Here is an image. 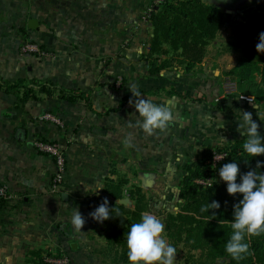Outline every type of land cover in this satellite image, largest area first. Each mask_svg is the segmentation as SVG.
Segmentation results:
<instances>
[{
  "label": "crops",
  "instance_id": "0c3cea01",
  "mask_svg": "<svg viewBox=\"0 0 264 264\" xmlns=\"http://www.w3.org/2000/svg\"><path fill=\"white\" fill-rule=\"evenodd\" d=\"M151 1L0 0V78L48 79L84 91L89 101L70 102L54 95L19 102L14 94L0 90V181L11 190L10 204L20 199L27 206L39 203L38 231L46 228L43 223L49 225V239L38 234L30 250L59 246L75 264L114 263L113 252L106 250L114 220L91 224L84 219L82 232L71 223L73 209L83 218L88 216L92 210L81 201L94 200L106 178L117 177L109 174L110 168L127 179L118 203L133 209L127 190L140 186L148 201L146 212L152 204L159 215L176 212L171 202L179 201L178 185L186 173L182 166L198 158L207 146L234 136L247 140L238 129L240 114L251 112L264 136V101L247 103L233 95L220 96L222 77L235 66L237 55L219 47V42L230 39L226 19L192 70L172 66L149 71L146 54L153 31L141 15ZM23 40L38 43L50 55H21ZM164 58L160 55L158 60ZM109 73L113 78L122 75L125 81L119 86L108 79ZM132 86L148 93L124 99L132 95ZM139 98L171 108L175 119L165 131L158 129L151 136L143 132L137 123L139 113L130 103ZM119 104V109L108 111ZM45 113L59 123L41 119ZM19 129L23 136L16 135ZM37 139L55 142L62 150L65 173L59 193L49 190L54 160L35 150ZM140 173L149 185L142 183ZM53 222L62 223L53 229ZM120 223L127 226V217ZM96 224L103 227L97 229Z\"/></svg>",
  "mask_w": 264,
  "mask_h": 264
},
{
  "label": "trees",
  "instance_id": "16d2710c",
  "mask_svg": "<svg viewBox=\"0 0 264 264\" xmlns=\"http://www.w3.org/2000/svg\"><path fill=\"white\" fill-rule=\"evenodd\" d=\"M223 22L222 7L217 2L177 0L159 6L150 16L153 35L149 40L146 54L150 65L149 71L155 73L172 66H182L185 72H189L203 59L208 44L216 37ZM247 30L248 43L231 41L223 48L225 51L237 53L236 64L228 74L235 77L238 83L259 76V83H256V89L251 93L254 100L259 103L264 101V53H258L256 45L259 42V34L264 32V20L251 21L247 25ZM160 55H165V58L158 60ZM0 90L14 94L19 102L28 99L41 100L43 96L54 95L58 99L70 102L77 99L88 101V95L84 91L67 89L48 79L18 78L7 81L0 78ZM131 97L135 96L126 95L124 99ZM120 107L121 104L108 111ZM245 142L246 139L239 138L216 150L207 146L198 158L182 166L186 173L178 185L179 208L178 211L165 215L164 225L168 243L175 248L181 245V248L187 250L186 260L190 264H216L218 260H222L223 264H264V234L245 237L244 242L250 245V251L254 254L242 260H233L225 251V245L233 231L230 222L233 220L234 205L239 203L242 195H229L226 183L220 178L209 186L195 182L211 171L209 166L214 151L225 153L224 158L213 168V172L217 174L223 164L229 162L238 164L240 175L254 169L257 174H264V155L249 156L243 150ZM258 161L262 162L259 168L256 167ZM109 174H115L117 177L108 176L101 194L89 201L87 207L93 212L105 198L108 200V206L112 208L110 218L115 221V225L109 234L111 243L106 250L109 253L113 252L114 264H128L126 235L131 224L140 222L142 213L148 210V201L142 188L133 186L127 190L129 198L134 201L133 209L118 203L116 200L122 198L127 179L118 175L112 168ZM239 182L238 175L237 183ZM213 200L219 202V209L201 212V208ZM3 202L5 200L0 199V207ZM123 216L127 217L125 227L120 223ZM24 264L52 263L44 260L40 249H31L26 254Z\"/></svg>",
  "mask_w": 264,
  "mask_h": 264
},
{
  "label": "clouds",
  "instance_id": "9594fccd",
  "mask_svg": "<svg viewBox=\"0 0 264 264\" xmlns=\"http://www.w3.org/2000/svg\"><path fill=\"white\" fill-rule=\"evenodd\" d=\"M258 53H264V32L259 34V42L256 45ZM135 86L129 88L132 96L140 97ZM134 103L139 113L137 123L146 135H153L156 130L165 131L175 119L171 108L165 104L156 105L151 100L139 98ZM256 108L257 106L254 105ZM242 121L238 122L241 135L247 136L243 144V150L252 157L264 155V136L260 134V125L253 120L251 112L240 114ZM224 125L218 127L222 128ZM222 141H226L220 137ZM262 162H257V168ZM219 178L226 183V191L229 195L241 194L242 199L234 205L233 220L230 222L232 234L225 245L226 253L233 260H242L246 256L253 255L250 245L245 237H254L264 234V174H257L254 170L240 175V169L236 162L223 164L219 169ZM240 182L237 183V177ZM219 202L213 200L210 204L201 208V212L209 209H219ZM112 208L108 206V200L103 202L89 215L97 222L108 220ZM215 212H213V217ZM71 223L74 229L81 231L85 224L80 211L73 209ZM82 232V231H81ZM165 225L160 218L152 212H144L140 222L131 224L126 235L127 260L129 264H175L177 250L170 245L164 236Z\"/></svg>",
  "mask_w": 264,
  "mask_h": 264
},
{
  "label": "rangeland",
  "instance_id": "374dc122",
  "mask_svg": "<svg viewBox=\"0 0 264 264\" xmlns=\"http://www.w3.org/2000/svg\"><path fill=\"white\" fill-rule=\"evenodd\" d=\"M220 6L222 7L224 19H226V25H227L226 33L227 32L229 33L230 39L223 43L219 42L220 43L219 47H225L227 45L226 43H229L231 41H241L242 43H248L249 40L246 39V34L248 31L247 25L251 21L264 20V0H234L231 5H226L224 3H221ZM226 10L228 12H226ZM110 62L111 60L107 61L106 63H110ZM109 75L110 76L108 79H112L113 78L112 74L109 73ZM228 75L230 77H233L230 74ZM225 76L226 75L222 77V80ZM233 78L235 79V77ZM113 79L117 81L116 83H119V86L122 85L123 82L125 81L122 75L119 76L117 75ZM235 80L237 81V79ZM259 80H260L259 76H254L252 80L246 79L241 81L240 83L237 82L238 88L242 92L251 94L256 89V83H259ZM238 139H239L238 136H234L232 138H229L227 142H224L220 145L219 144L215 145L214 147H212V149L216 150L219 147L222 148L226 146L228 143H232ZM209 167L211 171H208L207 174L213 175L214 181H218L219 175L213 172L214 167L212 165ZM3 183L5 182L0 181V186ZM8 189H9V193L11 194L10 188ZM88 202L89 201L83 200L81 201V204L87 206ZM171 203H172V207L175 206L179 208L178 200H175L174 202ZM155 205L156 204L151 205V208H149V212H152L154 214L156 212L157 215L158 213L156 210L158 209H156ZM167 213L168 212H161V214L160 215L158 214L157 217L160 218L164 223L165 215ZM39 218H40L39 203L31 202L30 205L27 206L23 204V201L21 199L14 204H10L9 200L3 202L2 206L0 207V264H24L26 260V253L28 250H30L29 247L36 245L35 241H37V235L41 234L43 235L44 239L46 240L49 239L48 223H43L46 224V228L44 229V231L41 232L38 231L37 229L38 226L36 225L35 220ZM84 219H86V222L88 221V223L90 222L91 224L95 222V220L90 215L86 216ZM61 223L62 222L59 223L53 222L52 228L55 229V225L56 227H58L59 225H61ZM98 225L103 227L102 224H96L97 229H98ZM106 229H108V227ZM99 230L102 231L101 228H99ZM165 239L167 240L166 236ZM176 249L178 250H177L175 264H190L186 260L187 250L181 248V245H177ZM40 250L42 256L50 255L52 257H56V256L65 255L69 258V264H75L74 261L67 254H65L59 246L58 247L46 246ZM102 264H114V263L111 261L109 262L105 261ZM216 264H223V261L218 260Z\"/></svg>",
  "mask_w": 264,
  "mask_h": 264
},
{
  "label": "built area",
  "instance_id": "2783aa9c",
  "mask_svg": "<svg viewBox=\"0 0 264 264\" xmlns=\"http://www.w3.org/2000/svg\"><path fill=\"white\" fill-rule=\"evenodd\" d=\"M177 0H152L150 5L145 9L143 14L141 15L142 21H150V16L153 11H155L159 6L168 3L174 2ZM19 53L21 55L27 54H34L40 58H44L50 55L49 51L42 48L38 43L30 41V40H23L19 46ZM235 96L239 100L247 102V103H254V96L245 92H242L238 88L237 81L226 75L223 80L221 81V97L225 96ZM220 96L217 97L215 100L218 101ZM41 119L50 120L56 123H59V120L53 117L49 113H45ZM34 148L40 152L50 155L54 160V172L52 173L49 190L52 193H57L61 189V185L63 184L64 173H65V160L62 153L61 148L55 142H47L40 139H37L33 142ZM225 156L224 152H213L211 164L213 167L221 161ZM196 183L202 186H209L214 182L213 175H206L204 177L198 178L195 180ZM12 198V195L9 193V189L7 185L0 186V199L8 201ZM44 260L46 262L52 264H69V258L65 255L63 256H56L52 257L50 255H44Z\"/></svg>",
  "mask_w": 264,
  "mask_h": 264
},
{
  "label": "water",
  "instance_id": "95a60500",
  "mask_svg": "<svg viewBox=\"0 0 264 264\" xmlns=\"http://www.w3.org/2000/svg\"><path fill=\"white\" fill-rule=\"evenodd\" d=\"M202 1H204V2H217V3H224V4H226V5H231V4L233 3L234 0H202ZM33 22H34V20H32V19H30V20L28 21V26H29L30 28H32V24H33ZM19 134H21V135L23 136L24 131H23L22 129H19V130L17 131V134H16V135L19 136ZM138 177H139V179L142 181V183H143L145 186H147V185L150 184V182L148 181V179L146 178V176H145L144 174L140 173Z\"/></svg>",
  "mask_w": 264,
  "mask_h": 264
}]
</instances>
